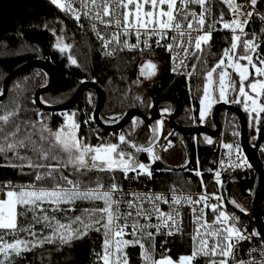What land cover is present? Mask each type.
Segmentation results:
<instances>
[{
	"label": "snow or ice",
	"instance_id": "obj_1",
	"mask_svg": "<svg viewBox=\"0 0 264 264\" xmlns=\"http://www.w3.org/2000/svg\"><path fill=\"white\" fill-rule=\"evenodd\" d=\"M77 2L79 10L74 7ZM223 2L234 16L230 22L223 20L221 12L218 19L207 23L212 16L208 0H50L61 12L70 14L78 26L82 27L81 15L89 21L104 55L113 56L125 49L139 50L142 55L145 51L152 53L151 42L154 39L157 48L170 53L174 71L176 67H186L187 61L195 60L193 71L188 73L191 77L202 63L200 122L205 121L207 113L217 102L242 104L249 126L259 132L261 123H264V58H261L264 49L256 42V33L248 39L249 34L245 31L257 0H250L253 11H245L244 6L235 0ZM196 6L199 7L198 13ZM241 17L246 19L241 20ZM260 18L264 23V16ZM216 24H220L221 29L230 30L231 43L208 67L202 46L209 45ZM99 25L103 26V33ZM260 35L264 36V27ZM133 36L135 42L130 43ZM54 47L63 53L71 46L58 41ZM69 62L76 64L71 56ZM156 68L155 63L145 62L139 74L149 78L156 74ZM229 95L233 97L231 100ZM18 112L17 105L14 110L6 108L0 114V155L6 160L20 161L6 166L21 169V174L30 179L27 183L13 185L8 181L0 186V264H14L13 256L19 257L23 252L57 240L60 244L70 243L92 231L103 237L101 251L94 250L96 264H130V256L125 249L137 246L142 264H197L198 257L204 258V264H237L233 241L246 237L236 227L238 218L235 215L230 217L223 210V198L215 193L209 194L202 179L201 187L205 191L196 199L188 194L178 195L173 186L171 200L151 191L124 192L116 182L117 173L122 174L125 180L131 179L130 172H135L137 177L147 175L151 178L150 166L139 162L136 154L147 152L151 161L159 159L153 151L155 137L150 139L147 147H142L130 143L121 134L118 137L120 144L134 149L130 153L99 136L95 145L79 136L80 126L74 120L75 113H63V124L53 130L43 123V119L21 120ZM110 120L115 122V117ZM138 123L133 120V127ZM162 126L163 121L158 120L152 131H160ZM232 134L234 137L238 135L235 131ZM205 139L212 143L207 137ZM222 147L228 150L224 155L228 156L231 167L247 164L239 144L224 143ZM261 152H264V147H261ZM223 164L222 159L221 167ZM24 168L30 171L24 172ZM195 174L201 176L199 171ZM104 175L112 181L107 188L103 182ZM215 177L216 183L220 184L219 171L215 172ZM211 199L217 203H210ZM84 203L89 206L77 207ZM229 203L246 212L235 201ZM161 204L168 205L167 212L161 209ZM185 205L191 209L192 216L191 253L173 259L162 252L156 259L158 236L183 235L182 208ZM206 210L211 211V220ZM21 218L27 223L21 224ZM36 225H40L39 233ZM45 229L48 230L47 235L44 234ZM22 232L31 239L21 238ZM257 235L255 231L251 233V236ZM126 236L131 239H126ZM6 237H11V241ZM253 251L255 249L248 253L250 257ZM259 251V261L253 257L248 261L240 260L238 264H264V241Z\"/></svg>",
	"mask_w": 264,
	"mask_h": 264
},
{
	"label": "trees",
	"instance_id": "obj_2",
	"mask_svg": "<svg viewBox=\"0 0 264 264\" xmlns=\"http://www.w3.org/2000/svg\"><path fill=\"white\" fill-rule=\"evenodd\" d=\"M225 14V13H224ZM71 46L61 53L57 43ZM231 43L229 34H217L212 36L209 45L203 46L204 59L207 66L211 67L218 59L222 50ZM71 56L76 64L69 62ZM261 58H264L262 54ZM43 60L50 63L58 75L56 88L40 97L44 105H60L67 102L75 93L76 89L84 82H95L105 93V101L100 111V119L108 124L117 122L129 110L137 109L142 114H149V105L152 99L163 94L176 96L183 106V113L176 119L178 125L192 124L199 113V99L203 94V74L202 63L197 66L196 72L189 77L192 72V60L185 72L178 76H172L168 72L167 61L154 55H138L121 53L113 58H108L103 54L99 44L90 36L85 27L78 26L69 16L59 11L46 0H0V94L2 85L7 75L20 68L24 64L33 60ZM146 61H151L157 65L158 73L150 81H145L138 76L139 67ZM238 80V78L235 77ZM47 83L46 75L40 70H30L15 78L8 86L6 96L0 102V114L7 109H15L19 106V118L21 120L40 121L51 127L53 130L59 128L63 122V113L71 115L75 113L74 120L79 124L78 135L85 137L88 142L95 145L101 137L103 141L116 143L120 148L133 153L134 149L129 145H121L118 134H124L130 143L137 146L147 147L150 139H156L153 127L145 125L138 119V124L133 127L130 122L120 132L109 133L100 130L93 122V109L95 105V95L92 91L82 93L78 104L70 111L49 113L38 109L34 103L36 91L44 87ZM139 97V99H137ZM232 95L229 96L231 100ZM240 109L247 120L248 140L253 142L256 139L257 131L255 127L249 126L247 114L242 110V104L229 103ZM160 110L167 112L174 109L168 102L161 103ZM38 113L40 115H38ZM189 113V115H187ZM186 116H183V115ZM221 112L219 122H222ZM264 115V114H262ZM115 117V122L110 118ZM167 115L162 119L166 120ZM87 121V122H86ZM163 134L159 143L153 148L155 155L159 159L151 161L147 153L136 154V159L149 165V170L155 172L156 187L169 189L173 186L181 189H192L187 185L183 176L172 166L163 164L161 157L164 155L177 157L179 160L189 153V159L193 162L198 158L201 168L207 170L213 161V145H206L202 140L196 141L185 138L181 141L174 133L166 121H164ZM264 126L261 123L260 128ZM230 129H235L231 125ZM171 133V135H170ZM154 139V141H155ZM169 142L171 146H169ZM166 149V150H165ZM28 154L30 153H22ZM11 156V153L8 154ZM264 164V155L260 154ZM9 163H20L16 160H6L0 155V183L11 181L12 184L27 183L30 177L22 175L21 169L8 167ZM181 165L183 163H180ZM179 165V164H178ZM24 172L30 171L28 168ZM132 173V172H131ZM120 173L116 175V182L122 181ZM103 182L105 188L111 184V180L104 175ZM256 185V175L252 169L246 173L234 171L228 177L225 185V198L228 209L234 211L240 217L241 222L249 226L251 230L254 225L247 216L238 214L235 207L229 201L243 207L250 212L251 192ZM87 203L77 207H88ZM261 214L264 223V200L261 205ZM30 219V216H29ZM37 233L40 232V225H36ZM48 234V230H44ZM103 237L95 232H89L81 239H74L70 243L60 244L45 243L42 246L32 248L23 252L19 257L13 256L14 264H96V252L101 251ZM164 241H167L164 243ZM157 239L156 259L161 253L176 259L178 256L188 252L186 242L177 239ZM161 243L163 245L161 246ZM170 249L169 252L165 251ZM125 251L130 256V264H142L139 259V248L129 247Z\"/></svg>",
	"mask_w": 264,
	"mask_h": 264
},
{
	"label": "built area",
	"instance_id": "obj_3",
	"mask_svg": "<svg viewBox=\"0 0 264 264\" xmlns=\"http://www.w3.org/2000/svg\"><path fill=\"white\" fill-rule=\"evenodd\" d=\"M46 1H48L50 3V0H46ZM65 2H67V0H65ZM235 2L237 4L243 5L245 11H253L252 6L250 4V0H235ZM208 4H209V7L211 9L212 16L210 19L207 20V23H212L213 19H218L220 17L221 12H223V20L224 21L230 22L232 19H234L233 14L229 11L228 7L223 2V0H208ZM74 7H76L79 10V3L77 2L76 4H74ZM195 10L198 13L199 7L196 6ZM62 13L66 14L65 12H62ZM66 15L69 16L75 23H77V21L75 19H73L70 14H66ZM261 16H264V0H257V4H256L255 9H254V14L251 17V19L249 20V23L245 26V31L249 34L247 37L248 39L252 38V33H256V37H257L256 42L259 43L260 45H262L264 43V36L260 35L261 28L264 27V23H262L261 18H260ZM243 19H246V17H241V20H243ZM80 24L82 25V27H85L87 29L90 36L99 44L101 50L104 52V49L101 47V42L97 39V36L92 31L89 21L87 19H85L83 17V15H81ZM99 30L103 33L104 29H103L102 25H99ZM217 34H229L231 36L230 30L221 29L220 24H216L215 29L211 33L212 36L217 35ZM134 42H135V37L133 36L132 39L130 40V43H134ZM151 47L153 49V52L149 53L148 51H145L143 53V55H154V56H158V57L164 59L165 61H167V65H168L167 69H168V72L172 76H178V75L183 74L192 61V60L187 61L186 67H176V70L174 71L173 70L174 69V63L171 59L170 53L163 48H157L155 45L154 39L151 42ZM121 53L142 55L139 52V50L128 51L127 49H125L123 52L117 51L113 56H107V55H105V56L108 58H113V57H115ZM229 72L231 73V69H229ZM232 75H234V73H232ZM226 105H230V104L227 103ZM222 113H223V115H222V122L220 123V126H221L220 133H219L218 137L213 141V144H212L213 150H212L211 154H213V161H212L211 167L207 170H203L201 168V165H200L198 158H196L193 162H191L189 160V162L183 167V169H181L180 171H176V172H177V174L183 176L184 181L187 185H189L193 188L189 189V190L181 189V188H175V190H176V193L178 195L179 194H188V195H191L193 199H196L198 194L203 193L205 191V189L201 187V179H202L204 185L207 186V192L209 194L215 193L216 195L221 196L223 198V203H224V209L223 210H225L230 217L232 215H235L238 218V222L236 223V227L246 237L244 240H240V241L234 240L233 241V243L236 244L235 257H236L237 264L240 260L248 261L253 257L257 261H259L261 259L260 251H259L260 244L262 241H264V239L259 235V233L257 232L255 227L253 230H251L248 225L243 224L241 222L240 217L237 216L234 211L228 209V207H227L226 198H225V185H226V181H227L228 177L234 171L246 173L250 170V166H249L248 162L246 165H241L240 167H235V168H233L229 165V158L227 155H224L225 153H227L228 150L224 149L222 147V144L232 143L234 146L236 144H239V122H238L237 118L234 115L230 114L229 112L224 111ZM230 125L235 129L229 130ZM234 131L238 133V135H236L235 137L232 134ZM239 147H240V144H239ZM261 147H264V135H263L262 141L258 147L259 154L264 155V152H261ZM240 149H241V147H240ZM242 155H243V153H242ZM243 158H244V160H246L244 155H243ZM222 159L224 161L223 167H221V160ZM232 159L233 160L235 159L234 150H233ZM209 170H211V171H209ZM149 171H151V178H149L147 175H140L139 177H137L136 173L132 172V173H129V176L131 177L130 180L123 179L122 181H118L117 183L122 186L124 192L134 191V192L146 193V192L151 191L154 194L155 193L163 194V195L167 196V198L169 200H171V195H172L171 189L172 188H169V189L157 188L156 184H155L157 181V179L155 178V172L152 170H149ZM197 171H199L201 173V176H197L195 174ZM217 171L220 172V181H221L220 184L216 183L215 172H217ZM3 184L4 183H0V186H3ZM13 185H16V184H13ZM0 198H2V194H0ZM210 203L215 204V203H217V201L214 199H211ZM160 207L163 211H166V212L168 211V205L161 204ZM206 211L208 213L209 219L211 220V218H212L211 211L210 210H206ZM153 222H155V221H153ZM230 223H232L231 220H230ZM181 226L183 228V235L175 234L173 236H158L157 239H161L163 241L166 239H177L180 241H184V242H186L187 247H188V252L185 254H190L191 253V244H192L191 234L193 231V225H192L191 209L187 205H185L182 208V225ZM129 231H130V229H129ZM253 231L258 233V235L257 236H251V233ZM125 238L131 239L130 236H126ZM162 245H163V243H161V246ZM253 249H255V251L252 252V257H250L248 255V253L250 252V250H253ZM167 250H169V249H167ZM167 250L165 251V253L169 252ZM182 255H184V254H182ZM178 258H179V256L176 259H178ZM197 264H204V258L198 257L197 258ZM230 264H231V262H230Z\"/></svg>",
	"mask_w": 264,
	"mask_h": 264
},
{
	"label": "water",
	"instance_id": "obj_4",
	"mask_svg": "<svg viewBox=\"0 0 264 264\" xmlns=\"http://www.w3.org/2000/svg\"><path fill=\"white\" fill-rule=\"evenodd\" d=\"M262 49H264V43L261 45ZM149 62V61H146ZM145 63V62H144ZM142 66V65H141ZM140 66V67H141ZM138 69V76L145 80L150 81L154 77L157 76L158 68H156V74L149 78H145L139 74ZM30 70H40L42 71L47 77V83L44 87L38 89L34 95V103L36 107L42 111L49 112V113H59V112H66L72 110L79 102V99L83 92L85 91H92L95 95V105L93 109V122L95 125L102 131L109 132V133H116L120 132L124 129L130 122L134 119L140 120L145 125H150L152 123H156L158 120H162L161 110L159 108L161 103L168 102L174 105V111L169 114L168 116V125L170 129L176 133H178L182 137H190L196 135H202L204 138L207 137L212 141L211 144L205 139L204 143L206 145H212L213 141L218 137L220 133V122H219V115L221 112L227 111L230 114L234 115L237 120L239 121V144L241 147V151L248 162L250 168L252 169L253 173L256 175V185L251 192V201H250V212H242L240 209L235 210L238 214L242 216H247L251 219L254 227L256 228L259 235L264 239V223L261 214V205L264 200V164L261 161L260 154L258 152V147L262 141L264 135V126L260 128V131L257 132V136L255 141L251 142L248 140L247 136V120L245 114L238 108L232 105H226L223 102H218L212 109L210 114V123L212 128H207L202 125H192L188 127H180L175 124V119L180 116L183 112V106L180 100L172 95V94H163L160 96L155 97L152 99L149 105V116L142 114L139 110L133 109L129 110L115 123L108 124L103 122L100 119V111L103 107L105 101V93L100 88L98 84L95 82H84L82 83L75 91L73 96L65 103L60 105H44L40 101V97L43 94H47L53 91L57 84H58V75L53 68V66L43 60H33L30 61L20 68L14 70L13 72L9 73L5 78L3 85H2V92L0 94V102L4 100L7 89L11 81H13L18 76L22 75L23 73L30 71ZM163 121V120H162ZM163 127L158 132H156V139L153 143V148L158 144L161 140L163 134ZM189 155L186 152V161L185 163L189 162Z\"/></svg>",
	"mask_w": 264,
	"mask_h": 264
},
{
	"label": "rangeland",
	"instance_id": "obj_5",
	"mask_svg": "<svg viewBox=\"0 0 264 264\" xmlns=\"http://www.w3.org/2000/svg\"><path fill=\"white\" fill-rule=\"evenodd\" d=\"M204 46V45H203ZM202 46V47H203ZM253 75H254V73H253ZM234 76V78H235V74L233 75ZM237 78V77H236ZM217 96H218V94H217ZM218 103V102H217ZM217 103H215L213 106H212V108H211V110L207 113V115H206V117H205V121L203 122V123H201L200 122V119H199V113H198V122L201 124V125H204V124H208L209 123V121H210V114H211V111H212V109H213V107L217 104ZM199 112H200V106H199ZM162 113H163V115H166L167 114V110H161V115H162ZM162 115V116H163ZM187 115H189V113L187 114ZM183 116H186L185 114L183 115ZM247 118H248V115H247ZM134 120H136V119H134ZM248 121H249V119H248ZM132 123H133V121H132ZM121 134L119 133L118 134V137L120 136ZM142 153H147V152H142ZM148 155V154H147ZM154 155H155V151H154ZM161 159H162V162H163V164L164 165H166V166H172L173 168H175V169H180L182 166L184 167L187 163H185V161H186V156L185 157H182L180 160L176 157H174V156H168V155H164V156H162L161 157ZM157 160V159H156ZM153 162V161H152ZM180 163H183L182 165L180 164ZM179 164V165H178ZM137 171H138V169H137ZM131 173V172H130ZM20 223L21 224H25V223H27L26 221H24L23 220V218H21V220H20ZM20 237L21 238H27V239H31V237H26V234L25 233H20ZM6 239L7 240H9V241H11V237H6ZM138 247V246H137Z\"/></svg>",
	"mask_w": 264,
	"mask_h": 264
},
{
	"label": "flooded vegetation",
	"instance_id": "obj_6",
	"mask_svg": "<svg viewBox=\"0 0 264 264\" xmlns=\"http://www.w3.org/2000/svg\"><path fill=\"white\" fill-rule=\"evenodd\" d=\"M173 105V104H172ZM173 107H174V105H173ZM174 111V109L172 110V111H169V112H167V118H166V120H163V123H164V121H166V123L168 124V116H169V114L170 113H172ZM183 113V112H182ZM150 114H148L147 116H149ZM182 115V114H181ZM179 117V116H178ZM177 117V118H178ZM176 118V119H177ZM176 119H175V124L177 125V126H180V127H188V126H192V125H201L199 122H198V118L196 119V120H193V119H191V117L188 119L189 121H193V123L192 124H186L187 122H183V125H178L177 123H176ZM140 121V120H139ZM150 126H152L153 128H155V126H156V123H152V124H150ZM169 126V125H168ZM202 126H205V127H207V128H212V126H211V123H210V121H209V123L208 124H204V125H202ZM174 132V131H173ZM174 133H176V132H174ZM178 136H179V138H180V140L181 141H184V139L185 138H187V139H189L190 140V138L192 139V140H194V141H196V140H198V139H200V140H202L203 142L205 141V138L202 136V135H196V136H190V137H182V136H180L178 133H176ZM162 138V137H161ZM159 143V142H158ZM188 155H189V153H188Z\"/></svg>",
	"mask_w": 264,
	"mask_h": 264
},
{
	"label": "bare ground",
	"instance_id": "obj_7",
	"mask_svg": "<svg viewBox=\"0 0 264 264\" xmlns=\"http://www.w3.org/2000/svg\"><path fill=\"white\" fill-rule=\"evenodd\" d=\"M239 122V121H238Z\"/></svg>",
	"mask_w": 264,
	"mask_h": 264
}]
</instances>
